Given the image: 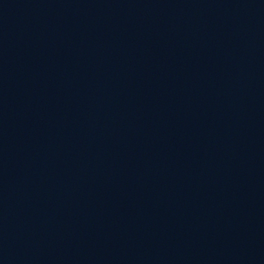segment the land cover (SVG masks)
<instances>
[{"label": "water", "instance_id": "95a60500", "mask_svg": "<svg viewBox=\"0 0 264 264\" xmlns=\"http://www.w3.org/2000/svg\"><path fill=\"white\" fill-rule=\"evenodd\" d=\"M0 264H264V0H0Z\"/></svg>", "mask_w": 264, "mask_h": 264}]
</instances>
